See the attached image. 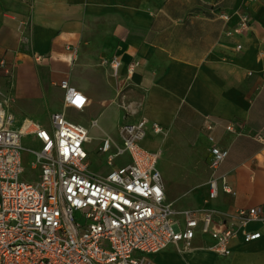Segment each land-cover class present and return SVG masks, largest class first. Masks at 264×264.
<instances>
[{
    "label": "crops",
    "instance_id": "obj_1",
    "mask_svg": "<svg viewBox=\"0 0 264 264\" xmlns=\"http://www.w3.org/2000/svg\"><path fill=\"white\" fill-rule=\"evenodd\" d=\"M209 5L227 12L246 7L250 28L228 36L238 14L225 25ZM113 56L121 63L116 73L103 63ZM1 59L12 68L8 107L19 118L48 124L58 112L90 139L114 140L124 125L146 117L141 146L172 158L159 170L166 202L186 210L260 208L264 215V0H0ZM134 59L142 66L129 77ZM61 81L88 94L82 111L64 108V92L53 86ZM0 89H7L1 71ZM212 122L214 142L228 151L218 173L234 195L220 191L207 202L205 127ZM106 123L108 135H97ZM228 123L236 133L225 130ZM248 230L262 235L232 242L229 256L198 233L188 249L177 244L151 258L153 264H264L262 226L251 223Z\"/></svg>",
    "mask_w": 264,
    "mask_h": 264
},
{
    "label": "built area",
    "instance_id": "obj_2",
    "mask_svg": "<svg viewBox=\"0 0 264 264\" xmlns=\"http://www.w3.org/2000/svg\"><path fill=\"white\" fill-rule=\"evenodd\" d=\"M213 6L210 14L225 25L238 14L228 36L250 28L246 7L227 12L222 5ZM25 24L19 21V26ZM103 63L115 73L121 66L116 56ZM141 66L140 60H132L127 75ZM0 71L7 84L0 89V264H153V254L177 244L188 249L198 233L212 239L218 254L229 256L232 242H251L262 235L248 230L249 224L260 223L264 231L260 208L220 212L208 207L179 213L166 202L158 169L161 153L141 146L146 117L124 125L117 146L103 138L97 150L107 154L110 169L102 176L90 173L87 129L58 112L48 124L19 118L8 107L12 68L5 59L0 60ZM53 86L64 92L65 109L80 112L86 107L88 94L83 90L67 81ZM217 127L216 122L205 127L211 143L207 202L216 200L220 191L234 195L218 173L228 151L214 142ZM151 130L161 131L156 124ZM225 130L236 133L232 123ZM121 155L128 161L115 165ZM25 171L35 175L25 179Z\"/></svg>",
    "mask_w": 264,
    "mask_h": 264
},
{
    "label": "rangeland",
    "instance_id": "obj_3",
    "mask_svg": "<svg viewBox=\"0 0 264 264\" xmlns=\"http://www.w3.org/2000/svg\"><path fill=\"white\" fill-rule=\"evenodd\" d=\"M177 7H178L177 12L178 13L182 12V10H180V8H179L180 6H177ZM247 11H248V9H247ZM171 30H173V29H171ZM171 36H172V38H175L178 40L175 33L174 34L172 33ZM66 118L72 122H75L72 117L67 116ZM95 132L97 135H103V134L108 135V123L105 124V127L101 124L98 125V127L95 128ZM113 138H114V141H116L115 143L117 146L120 142V136L115 135ZM100 141L101 140H98L97 138H91L90 141L86 143V149L89 152V162L91 163L88 171L90 173H92L94 175H98V176L105 175L110 169V167L107 166V164H106L107 154L100 153L97 150L98 146L100 145ZM171 159L172 158L169 157L168 155H166V154L162 155V153H161L159 161H158V169L160 170L162 168L161 167L162 165L167 166L168 160H171ZM127 161H128V156L127 155H121L115 159V165H121V164L126 163ZM206 166H207V161H206ZM25 167L27 168L28 165L26 164ZM34 175H35V172L25 171L23 174V177L25 179H28L29 177L34 176ZM173 208L174 209H177V208L181 209V211H179V213L184 212L187 209V208L182 209V207H179V204L176 202H174Z\"/></svg>",
    "mask_w": 264,
    "mask_h": 264
},
{
    "label": "trees",
    "instance_id": "obj_4",
    "mask_svg": "<svg viewBox=\"0 0 264 264\" xmlns=\"http://www.w3.org/2000/svg\"><path fill=\"white\" fill-rule=\"evenodd\" d=\"M214 9L213 5H209V12Z\"/></svg>",
    "mask_w": 264,
    "mask_h": 264
},
{
    "label": "bare ground",
    "instance_id": "obj_5",
    "mask_svg": "<svg viewBox=\"0 0 264 264\" xmlns=\"http://www.w3.org/2000/svg\"><path fill=\"white\" fill-rule=\"evenodd\" d=\"M88 140L90 141V136H89Z\"/></svg>",
    "mask_w": 264,
    "mask_h": 264
}]
</instances>
